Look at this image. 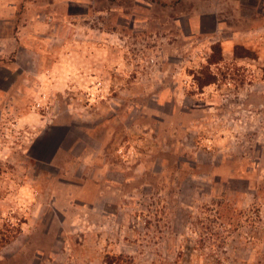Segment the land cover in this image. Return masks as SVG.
<instances>
[{"label":"rangeland","instance_id":"rangeland-1","mask_svg":"<svg viewBox=\"0 0 264 264\" xmlns=\"http://www.w3.org/2000/svg\"><path fill=\"white\" fill-rule=\"evenodd\" d=\"M0 264H264V0H0Z\"/></svg>","mask_w":264,"mask_h":264},{"label":"water","instance_id":"water-1","mask_svg":"<svg viewBox=\"0 0 264 264\" xmlns=\"http://www.w3.org/2000/svg\"><path fill=\"white\" fill-rule=\"evenodd\" d=\"M62 140V139H61ZM61 140H60V142H61ZM58 146H60L59 144L56 146V148H55V150H54V152L56 153V151H57V149H58ZM54 155V154H53Z\"/></svg>","mask_w":264,"mask_h":264}]
</instances>
